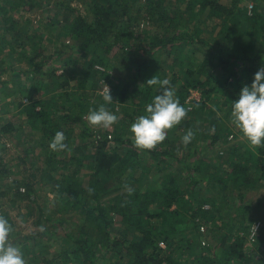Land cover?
I'll return each instance as SVG.
<instances>
[{
	"label": "trees",
	"instance_id": "trees-1",
	"mask_svg": "<svg viewBox=\"0 0 264 264\" xmlns=\"http://www.w3.org/2000/svg\"><path fill=\"white\" fill-rule=\"evenodd\" d=\"M1 1L0 53L10 60L19 56L18 63L27 67L9 64L0 68V78L7 74L8 82L19 87L15 94L25 98L18 106L26 127L37 136L44 174L55 158L71 152L55 181L56 210L47 211L46 218L56 229L49 236L64 240L59 264L258 262L254 256L264 253L262 202L250 206L246 196L264 187V147H252L242 138L231 122V103L264 67V0ZM245 1L253 5L250 15ZM43 7L52 16L41 28L47 34L55 31L59 44L50 56L40 48L44 33L24 17L15 19V13ZM73 48L81 52L79 58L65 56ZM23 75L32 83L22 82ZM155 75L169 79L181 106L187 107L191 91L199 99L162 143L141 151L133 146L129 128L160 94L158 85L145 84ZM102 82L110 88L113 104H105L97 93ZM47 95L50 101L44 102ZM101 104L118 120L111 132L95 140L85 117ZM63 126L67 149L51 151L49 143ZM75 129L81 144L72 148ZM189 129L194 139L185 146L181 138ZM229 138L237 142L229 145ZM87 148L93 156L87 185L81 187L76 180ZM21 184L23 192H0V210L5 197L11 196V205L37 202L29 179ZM1 216L13 226L7 214ZM114 217L118 235L111 231ZM67 221L74 227L64 231ZM254 223L258 234L249 250L245 237ZM42 235L48 236L47 230L12 243L29 257L28 264H38L29 243L41 247L37 240ZM39 253L41 264H51L46 252Z\"/></svg>",
	"mask_w": 264,
	"mask_h": 264
},
{
	"label": "rangeland",
	"instance_id": "rangeland-1",
	"mask_svg": "<svg viewBox=\"0 0 264 264\" xmlns=\"http://www.w3.org/2000/svg\"><path fill=\"white\" fill-rule=\"evenodd\" d=\"M1 2L2 1L0 0V3ZM249 4L252 3H250L249 1L244 2V6L246 8ZM72 6L76 8H81L76 3L72 4ZM261 6L264 7V3H261ZM46 8L47 7L35 9L27 13H15V19L19 18V16L24 17V19L30 22V27L39 29L38 31L42 32V34L44 33V38L40 48L43 51V55L50 56L54 53V49L59 47V44L53 37L56 33L55 31L51 32V34H47V30H43L41 28L44 27L41 22L43 21L45 23L52 16L51 11L47 12ZM135 31L139 32V29H136ZM68 55H73L75 58H79L81 52L73 48L71 51L65 54V56ZM18 58L19 56H17V58L14 60H10L9 58L4 56V53H0V68H4L10 64L9 66H11V68H15L18 66L23 70L26 69V64L18 63ZM39 60V58L36 59V61ZM80 63L82 64L83 62ZM57 65L58 64H53L52 66L58 68ZM96 67L95 69L97 71L106 72L103 67H99L103 70H99ZM59 69L56 70V75L61 74V68ZM107 73L111 75L114 72L107 71ZM6 77H8L7 74L2 75L0 78L1 83L6 82L5 85L0 84V171H3L5 173V175L1 176L0 178V192L6 191L8 188H10L11 191H15L16 189L19 190L20 188L22 189V181L29 179V183H31V186L34 188V194L36 196L37 202L30 203L27 201H20L15 202L13 205H11L8 202L11 196L5 197L1 200L3 203V209L0 210V216L3 214H7L8 218L10 219V222L13 225V230L8 238L9 243L11 244L18 240L22 241L23 237L32 234H41L44 230H47L48 236L42 235L37 240L42 243L41 247L34 246L36 243L34 240L30 242L29 245L31 248H34L33 255L35 253V257L37 256L36 259L38 264L42 263V257L40 256L39 250H41V252L44 254L46 252L48 259H53L51 264H59L60 260L57 258V253L62 249L64 240L55 236H49L50 233L56 231V229L54 228V226L50 225L46 218L48 217L47 211L52 212L56 210V206L54 204V186L56 184L55 181L57 180V175L61 172L60 167L64 166V163L70 158L71 152L65 154L64 156H62V158H55L53 160L51 169L48 170L50 173L44 174L46 172V170L43 169L45 166L43 161L44 157L40 156L39 154V148L36 142L37 136L33 135L30 130L26 127L24 119L22 118V109L18 106L20 102L25 103V98L19 93L15 94V92L19 89L18 85H13L12 83L8 82ZM29 77L30 76L23 75L20 80L22 82L30 84L32 83V81L29 80ZM45 80L48 83L50 81L47 78ZM72 84L73 82H71V85ZM101 84H103V86L97 91L99 95H102L104 84L107 85L103 82ZM54 96L56 97V95ZM198 99V92L191 91L190 96L186 100L187 110H189L191 102L198 101ZM215 100L216 99H214L212 103H215ZM43 101L49 102L50 96L47 95L46 97H44ZM6 125H9L8 131L2 134L1 129L3 127H6ZM17 128L19 129L17 130ZM90 128L98 136L103 132H111L112 126L109 129H103L101 127L92 126H90ZM64 129H66L65 126H63L61 132L64 133ZM78 134V129L73 130L70 145L72 146V148H75L79 144H81L80 139L78 138ZM98 138L99 136L95 137V140H97ZM228 141L229 145H232L237 142L236 139L233 138H229ZM193 149H196V146H193ZM92 153L93 150L90 148H87L85 151H82L83 158L81 160L83 171L80 174L81 176L76 180L81 187H86L87 185L88 173L86 171L88 168V164L91 163L90 161L93 156ZM209 153L210 152H207L205 156H208ZM70 165H73V163H70ZM71 169L72 168H68V170ZM258 201L262 202L260 219L264 221V187L249 192L246 196V202H248L250 206H255ZM113 219L114 222L111 227V231L113 234L118 235L119 219L115 217ZM73 227L74 225L70 224V222L67 221L65 224H63L62 229L64 231H69L70 228ZM249 230H251V228ZM249 230L245 238L247 248L251 250L254 248V243L256 242V236L258 234V231L256 232L255 239L252 241L249 240ZM199 231L201 233H204L205 229L201 227ZM131 233L132 232L127 234V238L131 237ZM159 246L161 248H164V245L162 243H160ZM23 257L26 261V264H28L29 257L25 256V254H23ZM254 260L258 261L254 264H260L259 260H264V253L255 255ZM249 264H252V262Z\"/></svg>",
	"mask_w": 264,
	"mask_h": 264
},
{
	"label": "clouds",
	"instance_id": "clouds-1",
	"mask_svg": "<svg viewBox=\"0 0 264 264\" xmlns=\"http://www.w3.org/2000/svg\"><path fill=\"white\" fill-rule=\"evenodd\" d=\"M145 84L148 87L158 85L160 94L146 105L145 114L135 119L129 132L136 149L151 151L166 139L168 130L180 124L188 110L181 106L169 79H160L155 75ZM102 98L105 104H113L110 89L105 84ZM85 119L92 127L109 129L118 117L101 104L98 109H89ZM231 122L250 146L264 147V67L255 73L250 86L241 88L238 99L231 103ZM193 139L194 132L189 129L181 142L186 146ZM65 140L63 132H56L49 143V149L54 152L64 151L67 149ZM12 230L9 222L0 216V264H26L20 247L9 243Z\"/></svg>",
	"mask_w": 264,
	"mask_h": 264
},
{
	"label": "built area",
	"instance_id": "built-area-1",
	"mask_svg": "<svg viewBox=\"0 0 264 264\" xmlns=\"http://www.w3.org/2000/svg\"><path fill=\"white\" fill-rule=\"evenodd\" d=\"M252 6H253L252 4H249L247 7V12L249 15L251 14ZM96 68L99 70H103L102 68H99V67H96ZM103 90H104V87H103ZM20 191L23 192V189H20ZM254 228H255V230H254ZM257 230H258V223L254 224L251 227V230H249V240L253 241L255 239V235H256Z\"/></svg>",
	"mask_w": 264,
	"mask_h": 264
}]
</instances>
